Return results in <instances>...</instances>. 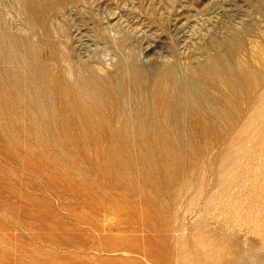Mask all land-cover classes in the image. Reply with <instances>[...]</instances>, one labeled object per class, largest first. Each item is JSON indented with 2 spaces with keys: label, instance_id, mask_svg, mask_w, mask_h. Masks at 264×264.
Wrapping results in <instances>:
<instances>
[{
  "label": "rangeland",
  "instance_id": "374dc122",
  "mask_svg": "<svg viewBox=\"0 0 264 264\" xmlns=\"http://www.w3.org/2000/svg\"><path fill=\"white\" fill-rule=\"evenodd\" d=\"M0 264H264V0H0Z\"/></svg>",
  "mask_w": 264,
  "mask_h": 264
},
{
  "label": "bare ground",
  "instance_id": "6f19581e",
  "mask_svg": "<svg viewBox=\"0 0 264 264\" xmlns=\"http://www.w3.org/2000/svg\"><path fill=\"white\" fill-rule=\"evenodd\" d=\"M14 48V47H13ZM53 59V58H52ZM24 61V60H23ZM54 61V60H53ZM81 76V75H80ZM84 81V80H83ZM196 81V80H195ZM199 82V81H198ZM55 83V82H54ZM57 84H58V82H57ZM58 86V85H57ZM94 86V85H93ZM60 87V86H59ZM58 87V88H59ZM90 89V88H89ZM91 90V89H90ZM35 91V90H34ZM50 92H52V91H50ZM93 92V91H92ZM39 93V92H38ZM59 93V92H58ZM62 93V92H61ZM70 93V92H69ZM58 96H59V94H57ZM71 96V95H70ZM93 97V96H92ZM96 97V96H95ZM36 98V97H35ZM38 98V97H37ZM41 100V99H40ZM57 100H60V99H57ZM74 100H75V98H74ZM107 100V99H106ZM34 101V100H33ZM170 102V101H169ZM32 103V102H31ZM58 103H59V101H58ZM96 103V102H95ZM100 104V103H99ZM101 105V104H100ZM40 106V105H39ZM164 106V101H160L159 103H158V107L159 108H162ZM57 107H58V105H57ZM60 107V106H59ZM62 107H63V105H62ZM104 107H105V105H104ZM58 109V108H57ZM60 109V108H59ZM58 109V110H59ZM78 109V111L80 112L79 114H80V116L82 117V115H84V116H86L87 115V112L84 110V108H82V107H78L77 108ZM68 111H69V109H68ZM106 111V110H105ZM70 112V111H69ZM60 114H61V112H60ZM169 114H171V111H168L167 113H166V115L167 116H169ZM62 115V114H61ZM87 117V120H89V122H90V126H93V127H95V128H98V127H100L99 126V123L98 122H96V120H94V117L93 116H91V115H87L86 116ZM62 118V117H61ZM57 119V118H56ZM83 119V118H82ZM147 120H150V118H146V121ZM159 121H158V123H156L157 124V130H158V132L160 133V135H161V139H162V141H165L166 139H168L169 138V136H170V133H171V131H169V128H168V126L167 125H165L163 122H162V120H160V119H158ZM74 121H76L75 119H74ZM97 121H99L100 122V120H97ZM143 123H145V122H143L142 121V124L140 125L141 126V128H142V130L143 131H145L146 130V128H147V126L145 125V124H143ZM59 124V123H58ZM68 124H69V122H68ZM149 124V123H148ZM116 125V124H115ZM150 125V124H149ZM60 126V125H59ZM68 126V125H67ZM75 126H76V124H75ZM238 126V125H237ZM58 127V126H57ZM69 127V126H68ZM175 126L174 125H172V128H174ZM69 129H70V127H69ZM75 129H76V127H75ZM61 130V129H60ZM161 153L163 154V157L164 158H166L167 156H169V155H171L172 154V152H171V150H169V148H162V151H161ZM154 159V158H153ZM150 161V160H149ZM155 166H156V164H155Z\"/></svg>",
  "mask_w": 264,
  "mask_h": 264
}]
</instances>
